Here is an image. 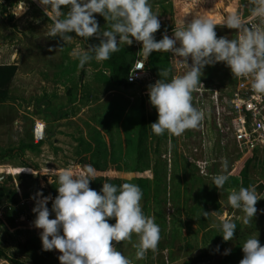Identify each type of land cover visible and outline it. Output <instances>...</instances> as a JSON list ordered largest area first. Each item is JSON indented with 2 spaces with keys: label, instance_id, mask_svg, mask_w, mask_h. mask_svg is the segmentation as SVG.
<instances>
[{
  "label": "rangeland",
  "instance_id": "374dc122",
  "mask_svg": "<svg viewBox=\"0 0 264 264\" xmlns=\"http://www.w3.org/2000/svg\"><path fill=\"white\" fill-rule=\"evenodd\" d=\"M24 3L27 11L16 16L21 0L12 5L0 0V63L18 65L9 97L0 103V152L21 144H40L34 151L25 149L22 154L0 159V250L7 257L33 264L34 259L20 251V243L31 239L42 250V229L34 226L37 214L32 211L39 199L36 193L42 191L52 198L47 207L49 219L55 218L52 204L58 195L59 173L86 164L94 167L102 185L107 177L120 185L126 182L139 185L144 213L156 218L161 239L155 252L148 251L144 259L137 260L136 234L131 241L115 246L132 264H180L210 248L215 239L223 241L218 225L224 219L246 226L241 220L244 213L233 209L227 199L230 191L239 187L231 186L230 180L223 189H217L213 183L212 178L223 171L222 158L229 162V177L239 161L233 147L219 144V132L214 125L210 135L207 134V106L194 103L203 113V120L179 137L147 134L142 124L149 115L157 113L149 102L151 83L115 85L106 78L104 66L93 60L81 69L73 53L88 50V43L74 33H69L73 39L68 42L50 37L53 21L36 0ZM150 3L161 28H176L182 19L187 23L193 16L202 17L200 11L205 9L210 14L206 17L217 22V38L227 39H237L239 33L219 22L233 12L247 21L254 6L252 0H150ZM69 10V6H61L65 14ZM255 23L264 28V21ZM159 31L154 34L157 40ZM94 38L99 42L103 39L95 35ZM133 41L140 52L142 42L134 38ZM165 54L169 70L159 66V72L168 70V80L182 75L186 68L172 55ZM187 63L191 65L190 57ZM152 75L155 81L160 79ZM200 78L231 86L236 76L221 61L205 66ZM36 125H40L39 132ZM247 176L252 185L264 182V159L250 161ZM257 193L259 198L264 197V189ZM44 252V264H60L58 250ZM0 264L9 263L0 257Z\"/></svg>",
  "mask_w": 264,
  "mask_h": 264
},
{
  "label": "clouds",
  "instance_id": "9594fccd",
  "mask_svg": "<svg viewBox=\"0 0 264 264\" xmlns=\"http://www.w3.org/2000/svg\"><path fill=\"white\" fill-rule=\"evenodd\" d=\"M36 2L53 21L48 33L50 37H60L65 42L73 39L69 33L85 40L94 35L103 37L99 45L73 53L81 69L93 59L98 63L109 60L113 53L120 51L121 45H132L133 38L142 42L139 52L142 67L153 52L171 53L181 58L176 60L186 68L182 75L168 80L169 71L163 70L159 75L164 79L157 80L149 89V102L158 114L156 122L151 124V131L156 136L168 133L179 137L186 130L199 126L203 113L193 106L192 101L193 92L202 85L200 77L205 66L225 62L236 77L251 76L253 90L264 94V28L254 23L264 21V0H252L254 6L247 21L238 12H233L219 22L237 30V39L217 38L216 21L193 16L187 23L182 19L172 37L162 34L160 40L154 34L161 28V23L150 0ZM62 5L70 7L66 14L61 11ZM26 11L27 6L21 0V8L14 15L20 16ZM94 13L109 22V29L100 30ZM189 57L191 65L187 63ZM221 168L223 171L212 178L217 189H223L229 180L226 158H222ZM95 178L96 170L90 164L61 171L58 195L52 204L53 219H49L47 207L52 198L44 196L42 191L36 193L39 199L32 211L37 214L34 226L42 229V250H58L60 264H132L112 242L131 241L136 234L139 236V243L135 245L137 260L144 259L148 251L155 252L161 239L160 227L155 216L146 215L142 209L140 186L130 182L119 186L105 182L98 193L89 186ZM227 199L233 209L244 213L241 218L244 225L253 221L258 211L255 205L261 199L255 186L232 189ZM207 215L204 212L203 216ZM111 218H115L114 224L108 222ZM218 227L223 241L234 238L235 222L224 219ZM242 251L244 257L239 264H264V246L257 237L247 239ZM229 253L230 250L224 252L225 255Z\"/></svg>",
  "mask_w": 264,
  "mask_h": 264
},
{
  "label": "trees",
  "instance_id": "16d2710c",
  "mask_svg": "<svg viewBox=\"0 0 264 264\" xmlns=\"http://www.w3.org/2000/svg\"><path fill=\"white\" fill-rule=\"evenodd\" d=\"M3 1L5 3L12 5L15 0H3ZM93 15L96 17L99 28L109 29V22H107L103 16L96 13H94ZM200 15L202 17H206L209 15V12L203 9L202 11H200ZM164 29H167V27H162L159 30L162 32ZM80 38L83 39L86 43H88L89 48L92 46H97L100 43L96 38H94V36L89 37L86 40L82 37ZM138 50L139 48L133 44L121 45L120 51L113 53L109 60L99 62L104 66L103 72L106 78L110 82L118 86H129L130 84H133L127 81V77L129 70L136 59ZM149 57L150 58L148 62L145 63L148 72L158 75L160 79H164V77H160L159 75L160 73L159 66L162 67V69L166 68L169 70L166 54L153 52ZM93 61L96 62L95 59H93ZM17 70H18V65L16 63H0V103H3L8 99L10 86L15 74L17 73ZM201 82L207 83L212 88H217V89H224L228 87V85H226L225 83L219 82L211 78L209 79L200 78V83ZM192 103L194 106L195 102L192 101ZM157 118H158V114L155 113L154 115H149L146 118V120L143 122L142 124L143 130L147 131V134H153V132L151 131V124L156 122ZM212 125H213V120L211 115L209 114L206 119L208 135H210L209 130L211 131V129L213 128ZM39 144L40 143L21 144L19 145L18 148L6 149L5 151L0 152V159H4L7 156H14L15 154L18 153L22 154L23 150L25 149L34 151L36 148L39 147L38 146ZM248 165H249V160H242L238 162V165L236 166L232 175H230L231 177H229L230 180L229 183H231V186L233 185L235 188L238 187L250 188L255 186L252 185V182L247 176ZM96 169L101 170L98 165H96ZM100 180L101 179L96 177L95 180L91 181V189L96 190L98 193L101 192L103 186ZM103 180L104 183L108 182L115 184L117 186L120 185L115 179H111L109 177ZM255 187L257 190L262 191L264 189V182H259ZM212 200L214 206H217V202H216L217 199L213 197ZM256 208L258 211L255 214L253 221H251L249 224L243 226L240 225L239 222H235L237 225L236 232L234 238L231 241H221L220 239L218 240L215 239L214 244L210 248L200 252L199 254L194 255L193 257H189L183 260L180 264H239L241 259H243L244 257L242 246L247 241V238L246 236H244V234H255L260 242V245L264 246V228H261V222L264 219V212L260 211V210H264V197L257 204ZM108 222L110 224H114L115 218L109 219ZM112 243L114 246H116L120 242L113 241ZM37 245L38 242L34 243L31 239H27L23 243H20V251L23 254H29L30 258L34 259L33 264H44L43 262L44 259L46 258V253L44 252V250L38 249ZM217 246H219V251H217ZM225 250H230V253L225 255L224 254ZM47 254H50V251H47ZM0 257L8 261L9 264H24L18 259L7 257L5 253H3L1 250H0Z\"/></svg>",
  "mask_w": 264,
  "mask_h": 264
},
{
  "label": "built area",
  "instance_id": "2783aa9c",
  "mask_svg": "<svg viewBox=\"0 0 264 264\" xmlns=\"http://www.w3.org/2000/svg\"><path fill=\"white\" fill-rule=\"evenodd\" d=\"M174 30V27L168 28L156 37L162 39V34L172 37ZM136 46L139 48L138 45ZM174 58L179 59V57ZM139 59H141L140 53L137 52L127 81L137 85L155 84L156 81L146 69L145 62L142 67ZM201 84L193 92V101L197 106H201L202 103L207 106L213 125L219 132L217 133L219 144L222 142L229 149L233 147L237 151L238 161L263 160L264 94H258L253 90L252 77H236L234 84L224 89L212 88L204 82ZM39 128L40 125H36L37 132L41 130ZM258 152H261L262 156H259Z\"/></svg>",
  "mask_w": 264,
  "mask_h": 264
},
{
  "label": "water",
  "instance_id": "95a60500",
  "mask_svg": "<svg viewBox=\"0 0 264 264\" xmlns=\"http://www.w3.org/2000/svg\"><path fill=\"white\" fill-rule=\"evenodd\" d=\"M0 180H1V177H0Z\"/></svg>",
  "mask_w": 264,
  "mask_h": 264
},
{
  "label": "crops",
  "instance_id": "0c3cea01",
  "mask_svg": "<svg viewBox=\"0 0 264 264\" xmlns=\"http://www.w3.org/2000/svg\"><path fill=\"white\" fill-rule=\"evenodd\" d=\"M210 15V14H209Z\"/></svg>",
  "mask_w": 264,
  "mask_h": 264
}]
</instances>
